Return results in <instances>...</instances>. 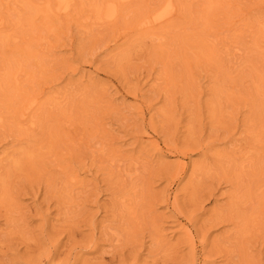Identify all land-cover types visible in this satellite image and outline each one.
<instances>
[{"label": "rangeland", "instance_id": "374dc122", "mask_svg": "<svg viewBox=\"0 0 264 264\" xmlns=\"http://www.w3.org/2000/svg\"><path fill=\"white\" fill-rule=\"evenodd\" d=\"M0 264H264V0H0Z\"/></svg>", "mask_w": 264, "mask_h": 264}, {"label": "bare ground", "instance_id": "6f19581e", "mask_svg": "<svg viewBox=\"0 0 264 264\" xmlns=\"http://www.w3.org/2000/svg\"><path fill=\"white\" fill-rule=\"evenodd\" d=\"M58 4H59V9H66L68 6V0H58ZM171 9L172 6L170 5V3H168L162 9H160V11H158L152 19L148 20L147 22L151 23V21L155 22L162 18H165L171 12ZM108 10H110V15H113L114 7H110Z\"/></svg>", "mask_w": 264, "mask_h": 264}]
</instances>
